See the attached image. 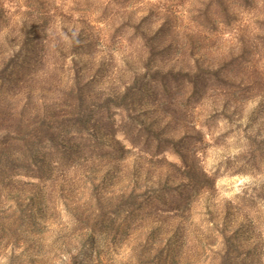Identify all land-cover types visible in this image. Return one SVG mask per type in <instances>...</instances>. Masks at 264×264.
<instances>
[{"label": "rangeland", "instance_id": "rangeland-1", "mask_svg": "<svg viewBox=\"0 0 264 264\" xmlns=\"http://www.w3.org/2000/svg\"><path fill=\"white\" fill-rule=\"evenodd\" d=\"M0 264H264V0H0Z\"/></svg>", "mask_w": 264, "mask_h": 264}]
</instances>
